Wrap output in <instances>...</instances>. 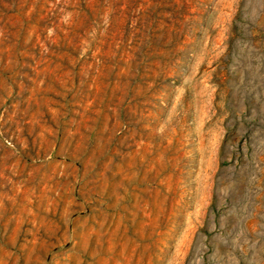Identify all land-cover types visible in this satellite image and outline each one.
Returning <instances> with one entry per match:
<instances>
[{
    "label": "rangeland",
    "instance_id": "1",
    "mask_svg": "<svg viewBox=\"0 0 264 264\" xmlns=\"http://www.w3.org/2000/svg\"><path fill=\"white\" fill-rule=\"evenodd\" d=\"M0 264H264V0H0Z\"/></svg>",
    "mask_w": 264,
    "mask_h": 264
}]
</instances>
